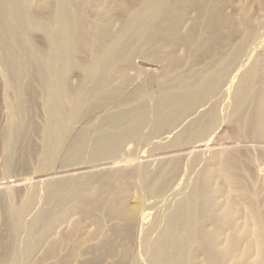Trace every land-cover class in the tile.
<instances>
[{"label":"rangeland","instance_id":"rangeland-1","mask_svg":"<svg viewBox=\"0 0 264 264\" xmlns=\"http://www.w3.org/2000/svg\"><path fill=\"white\" fill-rule=\"evenodd\" d=\"M0 264H264V0H0Z\"/></svg>","mask_w":264,"mask_h":264},{"label":"bare ground","instance_id":"bare-ground-1","mask_svg":"<svg viewBox=\"0 0 264 264\" xmlns=\"http://www.w3.org/2000/svg\"><path fill=\"white\" fill-rule=\"evenodd\" d=\"M249 59V58H248ZM149 66V65H148ZM245 66V65H244ZM244 69V68H243ZM239 70V69H238ZM241 70V69H240ZM222 128V127H221ZM204 146V145H203ZM193 152V151H192ZM197 152V151H196ZM183 180V179H182ZM180 181V180H179ZM182 182V181H181ZM189 184V183H188ZM178 185V184H177ZM180 185V184H179ZM177 187H180V186H177ZM171 190V189H170ZM37 194V193H36ZM170 194V193H169ZM173 194V193H172ZM194 195V194H193ZM33 196V195H32ZM165 199H166V197H165ZM170 199V198H169ZM175 199H177L176 197H175ZM190 200V199H189ZM157 201V200H156ZM163 201V200H162ZM161 201V202H162ZM144 202V201H143ZM174 202V201H173ZM149 203V202H148ZM163 204V203H162ZM165 204H166V202H165ZM143 205V204H142ZM188 207V206H187ZM158 209H160V208H158ZM163 209H164V207H163ZM163 209H161V210H163ZM140 212V211H139ZM163 212V211H162ZM169 213V212H168ZM167 212H166V214H168ZM139 215H141V214H139ZM150 215V214H149ZM166 216V215H165ZM151 217V216H150ZM169 217V216H168ZM162 218V217H161ZM160 218V219H161ZM160 219H159V221L158 222H160ZM165 219V218H164ZM162 220V219H161ZM164 222V221H163ZM187 222V221H186ZM166 222H164V224H165ZM190 223V222H189ZM163 224V223H162ZM188 224V223H187ZM165 226V225H164ZM158 228V227H157ZM159 228H161V227H159ZM165 228V227H164ZM166 230V229H165ZM185 230V229H184ZM142 231V230H141ZM144 231V230H143ZM55 233V232H54ZM142 233V232H141ZM165 233V232H164ZM186 234V233H185ZM183 235V234H182ZM185 236V235H184ZM189 236V235H188ZM171 240V239H170ZM152 244V243H151ZM159 244V243H158ZM156 246V245H155ZM189 246V245H188ZM150 253V252H149ZM160 255V254H159ZM158 255V256H159ZM158 259V258H157Z\"/></svg>","mask_w":264,"mask_h":264}]
</instances>
